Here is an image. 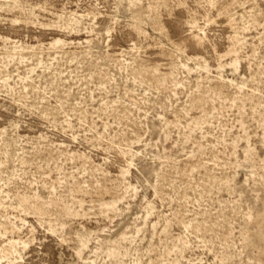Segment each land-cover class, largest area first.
Instances as JSON below:
<instances>
[{"label":"rangeland","instance_id":"1","mask_svg":"<svg viewBox=\"0 0 264 264\" xmlns=\"http://www.w3.org/2000/svg\"><path fill=\"white\" fill-rule=\"evenodd\" d=\"M0 264H264V0H0Z\"/></svg>","mask_w":264,"mask_h":264}]
</instances>
